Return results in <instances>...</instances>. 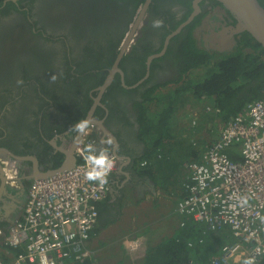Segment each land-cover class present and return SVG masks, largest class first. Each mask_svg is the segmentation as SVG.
I'll return each instance as SVG.
<instances>
[{
	"label": "flooded vegetation",
	"instance_id": "af4514ba",
	"mask_svg": "<svg viewBox=\"0 0 264 264\" xmlns=\"http://www.w3.org/2000/svg\"><path fill=\"white\" fill-rule=\"evenodd\" d=\"M7 2L14 7L0 11V227L5 231L22 214L36 168H58L86 136L116 156L117 169L131 163L148 139L142 136L148 95L177 87L189 44L218 63L241 48L245 36L236 35L228 51L208 47L206 39L221 31V17L227 26L234 24L216 0H4V7ZM154 20L163 27L154 28ZM83 118L94 123L77 144L69 129ZM109 135L116 148L101 143ZM12 170L16 185L8 176Z\"/></svg>",
	"mask_w": 264,
	"mask_h": 264
},
{
	"label": "built area",
	"instance_id": "2783aa9c",
	"mask_svg": "<svg viewBox=\"0 0 264 264\" xmlns=\"http://www.w3.org/2000/svg\"><path fill=\"white\" fill-rule=\"evenodd\" d=\"M89 143L86 136L71 170L32 182L19 219L7 231L0 227V264H79L92 257L88 242L117 158L109 150L115 166L108 184L87 181L83 155ZM187 169V194L177 204L184 218L181 227L229 237L217 252L203 253L195 264H243L253 256L262 264L264 99L251 102L233 121L221 125L216 139L199 159L187 163ZM8 176L16 185L15 171ZM244 198L246 205L241 204ZM188 245L195 247L193 242Z\"/></svg>",
	"mask_w": 264,
	"mask_h": 264
},
{
	"label": "trees",
	"instance_id": "16d2710c",
	"mask_svg": "<svg viewBox=\"0 0 264 264\" xmlns=\"http://www.w3.org/2000/svg\"><path fill=\"white\" fill-rule=\"evenodd\" d=\"M3 2L4 0H0V11L6 9V7H14L12 2H7L4 7ZM244 37L247 41H244ZM244 37L243 46L237 48L231 54L223 55L222 60L218 63H213L212 58L214 55H209L204 50L197 49L193 42L189 44L186 55L187 63L182 72L183 77L175 83L177 87L169 90L170 92L167 91V93L158 91L155 94V91H152L146 100L147 106H144V114H142V136L149 137L147 140L145 139V142L152 139L153 147L152 150L149 149L150 151L161 150L165 138H175L176 136L172 132L176 133L178 131L181 133V129L176 128L179 123L176 115L181 107L186 108L189 105H196L201 108L195 114V117H197L195 125L183 129L184 132H189V138L192 137L191 134L195 135L191 139L194 141L193 143H196V135L200 130L205 129V127L198 129L196 125L199 121H205L208 125L210 122L215 123V120H217L216 132H218L221 125L233 121L245 110L248 104L264 99V49L247 33ZM200 70H203V72L200 73ZM152 106L156 110L150 115L149 108ZM211 110L216 112L213 117H210V112H207ZM200 114L208 115V117L200 119L198 117ZM143 115L145 118H143ZM149 116H151V119ZM169 119L176 121L170 122ZM189 121L191 124V119ZM178 135L180 134L178 133ZM181 145L182 141H179L178 146ZM200 154V152L193 150L194 160L198 159ZM190 227V225H187L184 228L188 230ZM93 231L91 235H93ZM191 232L192 234L190 231L188 234L195 236V240L194 238L190 239L185 245L182 244L181 240H176L178 244L169 241L158 246L154 251L147 249V254L140 264H195L199 260L198 257L203 253L206 252L205 256H210L211 250H217L229 240L227 235H211L201 229L191 230ZM189 235L188 238H192ZM200 240H203L201 244L198 243ZM189 242L194 243L195 247L193 249L189 247ZM202 248L205 249L204 252H200ZM184 249L188 250V254L182 259L181 254ZM198 253L201 254L198 255ZM194 255L196 256L194 257ZM79 264H97V262L95 259L90 258ZM262 264H264V258Z\"/></svg>",
	"mask_w": 264,
	"mask_h": 264
},
{
	"label": "crops",
	"instance_id": "0c3cea01",
	"mask_svg": "<svg viewBox=\"0 0 264 264\" xmlns=\"http://www.w3.org/2000/svg\"><path fill=\"white\" fill-rule=\"evenodd\" d=\"M155 110L149 108L150 115ZM187 123L193 125L189 119ZM172 134L176 136L175 132ZM177 137L165 138L159 151H150L152 139L148 142L143 139L141 153L131 163L124 162L119 169L115 167L109 180L110 190L99 203L98 221L88 242L92 252L97 251V264H140L147 249L154 251L169 241L178 244L176 240H181L185 245L188 240H195V236L188 234L189 231L192 234L191 227L188 230L181 227L184 218L177 213L178 202L186 196V180L183 183L182 180L188 171V161L175 153ZM108 250L115 254L104 258L103 253ZM204 251L202 248L200 252ZM187 254L188 250L184 249L182 259Z\"/></svg>",
	"mask_w": 264,
	"mask_h": 264
},
{
	"label": "water",
	"instance_id": "95a60500",
	"mask_svg": "<svg viewBox=\"0 0 264 264\" xmlns=\"http://www.w3.org/2000/svg\"><path fill=\"white\" fill-rule=\"evenodd\" d=\"M13 2L17 0H12ZM234 20V24L227 26L226 20L221 19V31L213 32L206 39L208 47L218 51L231 50L236 42L235 36L247 33L264 49V7L258 0H216ZM108 83V82H107ZM106 85L101 88L104 90ZM77 148V147H76ZM76 148L66 152V158L56 169L39 172L36 168V179L47 178L59 172H65L75 167L77 163ZM34 161L38 167L37 160Z\"/></svg>",
	"mask_w": 264,
	"mask_h": 264
},
{
	"label": "clouds",
	"instance_id": "9594fccd",
	"mask_svg": "<svg viewBox=\"0 0 264 264\" xmlns=\"http://www.w3.org/2000/svg\"><path fill=\"white\" fill-rule=\"evenodd\" d=\"M153 27H163V21L154 20ZM56 78V75H53L51 81L54 82ZM17 83H23V81L21 80ZM93 123L94 122L91 118H83L69 129V133L75 134L73 139L77 144L80 142V139L88 133V130ZM101 143L112 148L117 147L114 137L110 135L105 137ZM83 159L86 166L85 179L89 182L98 183L99 185L108 184V177L115 166V161L109 154L108 148H98L96 145L89 143L85 146ZM247 203L248 201L246 198L241 200L242 205H246ZM261 219L264 220V217ZM243 264H256V259L254 256L248 257L243 261Z\"/></svg>",
	"mask_w": 264,
	"mask_h": 264
},
{
	"label": "rangeland",
	"instance_id": "374dc122",
	"mask_svg": "<svg viewBox=\"0 0 264 264\" xmlns=\"http://www.w3.org/2000/svg\"><path fill=\"white\" fill-rule=\"evenodd\" d=\"M151 108H154V106H152ZM194 109H196V110H194ZM179 111L177 112V115H176V119L179 120V123L177 124L178 127H176V128L177 129L180 128L182 130V129H186L188 127L187 120L188 119H191V117L195 116V114L197 113V111L199 112L200 109L199 108H180ZM207 112H210L209 113V116L210 117H213V115H215V113H216L214 110L207 111ZM182 115H185V116H182ZM198 117L200 119H203L202 117H208V115H201L200 114ZM193 119H196L195 120V123H196L197 117H193L192 120ZM169 121L170 122H174L176 120L169 119ZM216 123H217V120H215V123L210 122L208 125L205 123V121L204 122H202V121L200 122L199 121L198 124L196 125L198 127V129L199 128H203V127H205V129L200 130L198 132V135H196V137H197V139H195V142L196 143H193L194 141L191 139V138H194L195 137L194 134H191L192 137L190 136V138H188L189 137V135H188L189 132H184V133L180 134V136L176 134V136H178L176 138V139H178V143H179V141H182V145L181 146H178L177 145L176 147H174L175 148V153L179 157L180 156H183V161L185 160V161H188L189 162L191 160V158H193V155H192L193 149L196 150V151H200L201 152V151L205 150L207 148V146L212 143V142H210V139H213V138H214V140L216 139V137L218 136V133H219V131L216 132V130H217V124ZM174 125H176V124H174ZM204 141H205V143L203 144ZM197 143L198 144L200 143V144L198 145ZM197 145L200 146V147H198ZM193 146H194V148H193ZM186 170H187V168H186ZM187 175H188V172L185 171V176L187 177ZM186 177L183 178L182 183L184 182V180L186 179ZM113 254H115V253H112L110 250H108V251H105L102 256L105 258V257L111 256ZM96 256H97V251L93 250V254H92V257L91 258L97 259ZM101 259H103V258H101ZM137 259L138 258H135V261Z\"/></svg>",
	"mask_w": 264,
	"mask_h": 264
},
{
	"label": "bare ground",
	"instance_id": "6f19581e",
	"mask_svg": "<svg viewBox=\"0 0 264 264\" xmlns=\"http://www.w3.org/2000/svg\"><path fill=\"white\" fill-rule=\"evenodd\" d=\"M199 109H201L200 107H199ZM192 110V109H191ZM188 111V110H187ZM214 116V115H213ZM181 122V121H180ZM179 130V129H178ZM184 131V130H183ZM179 134H180V132H178ZM181 133H182V130H181ZM176 134H177V132H176ZM81 142V141H80ZM186 142V141H185ZM188 142V141H187ZM190 144V143H189ZM200 144V143H199ZM198 144V145H199ZM197 145V146H198ZM80 146V145H79ZM191 146V145H190ZM198 147H200V146H198ZM193 148H194V146H193ZM194 150V149H193ZM195 152V151H194ZM190 160V159H189ZM191 160H192V158H191ZM186 177V176H185ZM186 180V179H185ZM215 238V237H214ZM209 241V240H208ZM215 241V240H214Z\"/></svg>",
	"mask_w": 264,
	"mask_h": 264
}]
</instances>
